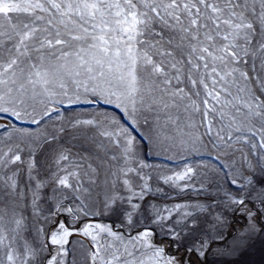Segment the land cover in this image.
Here are the masks:
<instances>
[{
	"label": "snow or ice",
	"instance_id": "snow-or-ice-1",
	"mask_svg": "<svg viewBox=\"0 0 264 264\" xmlns=\"http://www.w3.org/2000/svg\"><path fill=\"white\" fill-rule=\"evenodd\" d=\"M0 264H264V0H0Z\"/></svg>",
	"mask_w": 264,
	"mask_h": 264
},
{
	"label": "rangeland",
	"instance_id": "rangeland-1",
	"mask_svg": "<svg viewBox=\"0 0 264 264\" xmlns=\"http://www.w3.org/2000/svg\"><path fill=\"white\" fill-rule=\"evenodd\" d=\"M244 259L246 261H257V262H259L260 256H259V253H255V254H253L251 256H245Z\"/></svg>",
	"mask_w": 264,
	"mask_h": 264
}]
</instances>
